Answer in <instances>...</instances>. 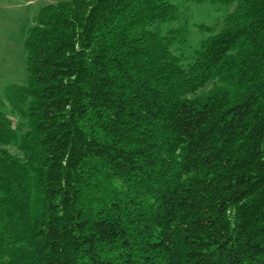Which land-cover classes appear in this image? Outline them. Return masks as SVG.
Here are the masks:
<instances>
[{
	"label": "trees",
	"instance_id": "1",
	"mask_svg": "<svg viewBox=\"0 0 264 264\" xmlns=\"http://www.w3.org/2000/svg\"><path fill=\"white\" fill-rule=\"evenodd\" d=\"M187 1L234 7L194 46L171 0L38 10L0 100V264H264V0Z\"/></svg>",
	"mask_w": 264,
	"mask_h": 264
},
{
	"label": "rangeland",
	"instance_id": "2",
	"mask_svg": "<svg viewBox=\"0 0 264 264\" xmlns=\"http://www.w3.org/2000/svg\"><path fill=\"white\" fill-rule=\"evenodd\" d=\"M57 1L59 0H0V100H4L8 85L27 81L25 36L33 25L38 10L45 4ZM171 1L182 11V20L188 24L191 32L189 41L193 46L204 35L199 24L219 26L234 7H219L210 2L196 4L187 0ZM4 109L14 125H17L18 116L11 112L9 106ZM11 150L16 149L11 147Z\"/></svg>",
	"mask_w": 264,
	"mask_h": 264
}]
</instances>
